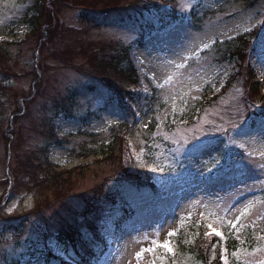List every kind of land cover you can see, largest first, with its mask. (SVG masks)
<instances>
[{"label": "rangeland", "instance_id": "rangeland-1", "mask_svg": "<svg viewBox=\"0 0 264 264\" xmlns=\"http://www.w3.org/2000/svg\"><path fill=\"white\" fill-rule=\"evenodd\" d=\"M131 1L120 0L124 4ZM73 2L93 4L90 0H45L46 15L40 18L45 23H41L38 32L29 37L32 27L23 21L24 5L18 0L0 1V40L17 43L9 48L12 56L20 51V57L9 63L10 71L15 74L3 76L0 72V83L9 87L5 89L2 85L5 90L0 91V264H43L38 252L48 251L41 242L43 232L53 233L59 218L69 222L74 220L73 214L46 208L45 213L50 217L47 222L39 215L43 210L32 214L29 219L25 217L34 207L36 196L41 206L45 192L36 191L35 195H30L25 194L23 188L17 194L9 192L15 173L11 170V176L8 174L7 164L10 162L13 167L14 160L2 132L21 127L23 140L16 150H30L38 155L44 138L37 132V125L51 119L56 109L54 97L57 93L65 95L74 89L75 94L67 103L73 116L62 114L52 120L56 132L63 139L47 151L48 158L60 169L90 164L82 182L74 186L66 205L76 209L82 204L80 193L87 194L102 176L113 175L112 160L93 162L100 159V156H95L97 147L108 143L112 129L121 123V110L115 101L106 104L105 110H100L107 98V90L96 82L95 73L89 70L86 54H80L89 47L108 42H115L117 47H128L139 71L160 86L159 104L154 111L156 129L153 131L159 141L152 145L154 150H138L139 162L155 179L160 180L163 174L161 184L168 194H182L170 216H161L155 196L145 195L142 201L138 198L137 202L144 205L148 214L142 216L138 223L130 224L122 235L107 239L105 264H150L149 255L157 245L162 252L173 253L168 235L176 233L191 217L200 220L215 217L236 233L248 225L260 226L264 221L261 217L264 212V126L249 131L240 129L242 122H249L243 107L247 102H243L242 78L245 74L237 75L231 86L222 90L229 76L236 74L239 62L232 58L217 61L215 59L219 58H215L212 49L216 45L222 48L226 41L258 27L262 22L264 1L257 0L244 6L241 0H175L173 3L177 4L179 18L169 22L165 17L162 28L145 36L141 44L142 34L136 27L111 25L92 28L80 23L77 19L80 8ZM191 7L210 11L202 20L201 30L186 26L187 10ZM100 8L104 5L101 4ZM32 14L34 11H29V15ZM56 26L63 29L57 30ZM255 38L246 50V61L264 86V37L259 34ZM72 50L77 53L68 52ZM33 69L37 72L34 73ZM89 85L93 87L89 88ZM40 88L43 92L38 94L36 91ZM205 92L217 94V97L197 117V110L191 112L190 108ZM17 109L22 112L14 114L12 122L13 110ZM189 115L191 122L186 121ZM84 118L87 119L83 121ZM148 120L149 115L142 117L140 124L145 126ZM218 131L222 136L214 134ZM130 138L134 142L135 135ZM193 141L196 142L191 144ZM193 145H198L196 150H193ZM89 150L86 157L78 155ZM135 153L137 155V150ZM144 153L152 154L149 163L143 159ZM221 161H229V175L219 186H215L218 182L207 186L205 179L217 172ZM108 184L112 192L117 190L119 195H128L125 181H109ZM103 206L110 205L105 202ZM8 222L16 223L17 231L5 227ZM211 223L212 228L218 227ZM79 232L80 239L89 243L91 236L86 228ZM48 241L53 256L65 252L66 256L74 258L75 251L70 245L57 243L52 237ZM78 242L83 245L80 240ZM91 248L95 249L94 246ZM137 253H140L139 257ZM233 254L240 264H264V245L239 248ZM101 261L97 264H103Z\"/></svg>", "mask_w": 264, "mask_h": 264}, {"label": "trees", "instance_id": "trees-1", "mask_svg": "<svg viewBox=\"0 0 264 264\" xmlns=\"http://www.w3.org/2000/svg\"><path fill=\"white\" fill-rule=\"evenodd\" d=\"M18 1L24 5L22 12L23 21L32 27V31L29 34V37H31L38 32L37 28H39L41 23L42 25L45 23L40 19L46 15L45 0ZM255 1L257 0H241L244 6L251 5ZM90 2L93 4L73 2L80 8L77 15L80 23L92 28L109 27L111 25L136 27L142 34L139 39L140 44L142 39L153 30L162 28L165 17L168 18L169 22H174L179 18L177 15V4L174 5L173 3L175 0H132L126 4L120 2V0H90ZM94 3L99 4L96 6ZM101 4L104 5V8H100ZM50 5L52 6L51 2ZM29 11H34V14L29 15ZM209 13L210 11H200L198 7H191L190 15L186 17L188 20L185 18L186 25L192 30H201L203 26L202 20ZM1 27L0 24V29ZM56 29L62 30L63 28L56 26ZM68 32H72L71 29H68ZM259 34L264 37V12L261 24L255 27L253 31L226 41L222 44L223 50L219 45L212 49L215 58H219L215 59L217 61L232 58L239 62L236 74L229 76L222 90L228 89L237 75L245 74L242 78L245 93L243 102H247L243 104V107L247 112L246 116L249 122H242L240 129H247L246 131L264 126V88L262 87V80L255 74L254 68L246 61V50L250 48L251 42ZM16 44L13 41L0 40V72H3V76H13L15 74L10 71L9 63H14L20 57V51L18 50L12 56L9 48ZM115 46V42H108V44L95 45V47H89L86 51H80V54H86L89 70L95 73L94 78L97 79L95 81L107 90V98L100 110H105L107 108L106 104L115 101L121 110L122 121L116 128L112 129L108 143H101L97 147L98 150L95 151V156H100V159L93 162L95 164L112 160L113 175L105 178L102 176L101 180L98 179L97 185L93 186L92 190L87 192V194L80 193L82 204L79 207L76 209H73L74 207L70 208V206L66 205V201L67 198L72 196L74 188L82 182L85 171L90 164L81 163L68 169H60L47 158L46 154V150L50 145L59 144L63 139L56 134L52 120L58 114H63L66 117L73 116L70 114L67 103L71 102V98L75 94L74 89L65 95L57 93V96L54 97V108L56 109H54L51 119L40 121L37 125V132L44 138L43 147L41 146L38 150V155L30 150L25 152L16 150L19 142L23 140L20 134L21 127L16 126L15 129L11 128L8 133H1L2 138L8 144L9 150L13 153L12 159L14 160L13 167H11L10 162L7 164L8 174L11 176L12 171L15 173V180H13V185L9 192L12 191L17 194L19 193L18 190L22 188L25 190V194L29 193L30 195H35L36 191L38 193L45 192L41 206L40 199L36 196L34 207L30 209L25 217L29 219L32 214L43 210V213H39V215L47 222L50 217L45 213V208L51 211L73 214L74 216L73 222L59 218L58 226L53 233L45 234L41 231L43 232L41 239L43 248L47 247L48 250H38L39 255L41 254V258H43V264H56L55 261L58 262L57 264H97L100 260L103 263L106 261L108 253L107 239L113 235H122L130 224L138 223L142 216L148 214L145 213L144 205L137 202L138 198L142 201L147 195L155 196V203L161 211V216H170L172 209L178 205L181 198L182 193L168 194L166 187L156 184L148 170L140 164L138 157V150L142 149L145 151V149L149 148L154 150L152 145L158 140V137L154 136L153 131L156 129L154 111L157 103L159 104L157 96L160 86H156L147 74L139 71L136 59L128 47ZM37 48V52L40 55V45ZM68 52L77 53L74 50ZM34 71V73L37 72L36 70ZM83 73L85 72L83 71ZM2 85L4 84L0 83V91L9 89L5 85V89H3ZM91 87L93 85H89V88ZM42 90L40 88L36 92L39 94L43 92ZM216 97L217 94L203 93L190 108L191 112L196 109V116L198 117L205 106ZM21 112V109L13 110L11 121L14 122V114ZM147 115H149L150 120L147 121L145 126H142L140 124L142 117ZM186 121H192L190 115L187 116ZM182 122L181 120L180 123ZM133 134L135 135L134 142L130 138ZM214 134L222 136L221 131ZM195 142L193 141L191 144ZM136 150L137 155L135 153ZM240 152L243 154L242 151ZM89 153L90 150L78 155L86 157ZM151 157L152 154H143V159L147 163L152 160ZM228 175L229 171H217V175L214 177H217L214 179L215 182H212L209 177L207 186H213L217 182L215 186H219L225 180L224 177ZM95 177L96 173H94ZM117 180L125 181L127 185L126 192L128 193L126 197L124 194L119 195L120 193L117 190L111 191L108 184L109 181L117 182ZM105 202H108L110 206L104 207L103 204ZM31 210L32 212L35 210V212L32 213ZM98 211L99 213H97ZM261 217L263 220L264 212ZM207 221H212L218 225L222 230V234L225 231L223 238L205 234L208 225L206 224ZM23 223L21 221L22 226H24ZM14 224L8 222L5 227H8L10 231H17V225L16 223ZM81 228H86L90 233L91 239L89 243L80 239L79 230ZM238 233L215 217L205 218L204 220L191 217L188 219L187 224L184 222L179 227L176 233L168 235L173 253H164L158 245L157 247L154 246V251L149 255L150 264H225V261H227V264H240L238 258L233 254L237 249H251L253 246L264 245V221L260 226H245ZM51 237L58 243L70 245L75 251L74 258L70 256L68 257L69 259L59 255L53 256L50 253L52 250L48 243V239ZM79 240L83 245L79 244ZM92 246L95 249L92 250Z\"/></svg>", "mask_w": 264, "mask_h": 264}, {"label": "snow or ice", "instance_id": "snow-or-ice-1", "mask_svg": "<svg viewBox=\"0 0 264 264\" xmlns=\"http://www.w3.org/2000/svg\"><path fill=\"white\" fill-rule=\"evenodd\" d=\"M198 147V145H193V150H196V148ZM229 161H221L218 163V167H217V171L219 172L220 170H225V171H231V168L228 167ZM155 171V169H154ZM161 171H163V169H161ZM240 218L237 217V220H239ZM210 229H212V226L209 225L208 226ZM209 234H214L217 237H221L223 238V234L220 231H217L215 229H212L211 233ZM169 235H172V233H170ZM140 256V253H137V257ZM225 264H227V261H225Z\"/></svg>", "mask_w": 264, "mask_h": 264}]
</instances>
